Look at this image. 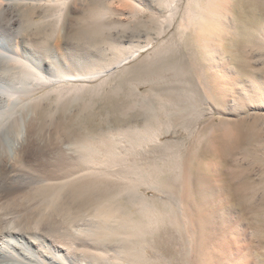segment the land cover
Listing matches in <instances>:
<instances>
[{"label":"bare ground","instance_id":"1","mask_svg":"<svg viewBox=\"0 0 264 264\" xmlns=\"http://www.w3.org/2000/svg\"><path fill=\"white\" fill-rule=\"evenodd\" d=\"M9 1L0 0V38H6V46L0 43V264H156L160 261L157 252L160 245L157 242H160L162 236L157 241L150 236L154 235L159 224L164 222V217L170 213L174 229L182 235L183 232L190 233L194 239L199 236L200 247L214 241L218 246L217 251L223 252L226 249L230 252L227 253L228 257L222 256V259L226 257L228 263L234 264L237 254H234L231 245L225 246L229 239L224 236L228 231L226 225L232 230L237 224H231L232 207L226 206L224 197L221 198V190L216 189L218 191L213 192L210 182L203 183V175L199 176L197 185L193 184L188 174L184 175L181 183L177 180L161 183L165 171L160 170L162 167H159L157 162L130 161L129 157L121 152L122 139L115 137V134L123 136L125 130L121 124L138 120L141 112L137 113L139 110H136V107L140 102L137 101L130 107L136 115H129V111L124 110L112 117L113 119L108 116L102 118L107 127L99 128L97 132H91L89 128L87 130L86 124L83 127V123L79 122L82 117L88 119L93 114L96 105L93 99L100 97L110 80L106 76L138 58L144 51L143 48L129 50L125 43H120L126 50H123L120 59L112 66L104 68L99 60L81 64L76 61V57H72L76 53L72 54V50L67 55H60V52L56 54L48 45L15 34L10 23L12 18L6 9ZM19 1L29 3L28 0ZM31 1L38 3L35 4L37 6L45 2ZM69 1L47 0L48 4H58L57 7L60 5L59 12L56 11L57 25L62 22V12ZM234 2L235 0H187L179 29L185 31L192 28L193 45L196 49L191 55L194 58L199 57L205 66L200 67L199 61L194 59L181 61L175 68L184 73V78L192 79L193 73L211 70V66L216 69V55L229 33L236 27L231 19ZM260 9L264 22V6ZM54 14L52 13L53 16ZM13 22L12 24H16L18 21ZM85 26L75 33L76 39L96 42L107 37L99 20ZM258 34V41L264 39V24L258 29ZM66 59L67 63L64 62ZM56 60L62 63L61 72H54L46 63ZM216 73L212 75L213 79ZM98 79L101 81L92 84ZM215 88L214 92L225 100L226 97L222 96L223 90L221 89V93L220 88ZM184 91H176V95L170 94L169 98L180 106V99L176 97H182ZM190 91L201 94L198 84L193 85ZM111 96L118 99L121 94L117 88H112L107 92V99ZM52 97L56 107L54 111H47L48 101H51ZM166 106V103L160 101L161 108ZM145 109L150 111L151 115L145 119L142 128L150 132L157 121L162 120L161 114L153 105ZM185 110L187 111L181 107L180 110L176 108L175 112L165 113L174 124L179 122L182 116L184 118ZM58 112L66 113V116L70 114L76 122L67 128L57 124L56 136L51 134L49 137L45 131L48 117L53 121ZM115 122L119 123L113 128ZM136 133L131 135L133 138L130 139L129 145L132 148L142 142L138 131ZM157 133L158 129L152 132L154 137ZM9 139L14 142L11 149ZM131 151L133 149H129L127 153L130 154ZM48 156L54 158V161L53 166L50 164L51 167L47 169ZM149 190L166 193V197H149ZM237 197L238 199L233 200L241 204L243 199ZM212 198L214 202H211ZM179 203L184 205V211L180 210L181 206L178 209ZM212 212L218 225L214 226V222L210 221V226L205 228L208 230L200 232L201 228L199 224H195V219H206V222L213 216ZM182 214L187 221L185 226L180 220L183 219ZM226 214L231 216L228 218ZM162 225L164 226L163 223ZM212 228L219 229L217 231L222 235L214 233ZM165 233L164 235H167ZM178 239L176 242L182 249L187 250L185 238L181 236ZM148 249H151L149 254ZM194 261H197L195 257L185 258V264H194Z\"/></svg>","mask_w":264,"mask_h":264},{"label":"rangeland","instance_id":"2","mask_svg":"<svg viewBox=\"0 0 264 264\" xmlns=\"http://www.w3.org/2000/svg\"><path fill=\"white\" fill-rule=\"evenodd\" d=\"M167 1L70 0L62 12V22L59 25L56 24L58 18L56 16L60 5L57 7L58 4H48L47 0L41 6L35 5L38 3L31 0H28L29 3L10 0V3L6 4V9L9 17L12 18L10 23L15 34L48 45L56 54L60 52V55L64 53L67 55L72 50V54L76 52L72 57H76V61L81 64L99 60L104 68L112 66L126 50L120 43H125V47L129 50L143 48L144 51L138 58L106 76L110 79L108 85L104 87L100 97L96 96L93 99L96 104L93 110L94 115L92 114L88 119L82 117L79 122L83 123V127L86 124L87 130L89 128L91 132H97L99 128L107 127V123H104L102 118L108 116L113 119L112 117L124 110L129 111V115H136L130 107L135 102H140L136 107V110H139L137 113L141 112L138 120L131 123L126 122L125 126L121 124L125 130L123 136L115 134V137L122 139L121 152L126 154L130 161L157 162L159 167H162L160 170L165 171L163 178H158V180L161 179V183H170L173 180L181 183L184 175L188 174L193 184L197 185L199 176L203 175V183L210 182L213 192L218 191L216 189L221 190V198L224 197L226 206L232 207V216H227V214L226 216L233 218L231 224L238 226L236 225V228L234 226L232 231L226 225V230L230 231L229 233L226 231L227 235L224 237L226 239L228 237L229 240L227 239V243H224L225 246L231 245L234 254H237L234 264H264V95H262L264 94V39L257 40L258 29L264 24L262 9H260L264 6V0H235L232 5L231 19L236 27L229 33L220 52L216 55V69L214 70L211 66V70L207 69L199 74L193 73L191 76L193 80L184 78V73H180L178 68H175L181 61L188 59L199 61L200 67L205 66L199 57L194 58L191 55V52L195 53L194 49H196L193 45L192 28H187L185 31L179 29L187 0ZM98 20L104 27L107 36L105 39L101 38L96 43L75 38V33L79 29L82 30L83 26L87 27L88 24L91 25ZM13 21L18 22L12 24ZM0 43L6 46V38H0ZM78 51L83 53L82 56ZM64 62L67 63L68 60ZM46 63L52 67L54 72H61L63 68L60 60L46 61ZM215 72H217L216 77L214 76L213 79L212 75ZM99 81L101 79L95 80L92 84H97ZM196 83L202 95L190 91L193 85H197ZM214 87L215 89L220 88V92L221 89L223 90L221 93L223 97H226L225 100L221 99L216 91L214 92ZM112 88L118 89L121 99L113 96L107 99V92ZM183 89L185 94L182 97L175 96L180 99V106H177L169 95H176L174 92ZM160 101L166 103L167 106L161 108ZM152 105L158 109L162 120H158L159 122L156 120V128L154 126L148 132L142 128V125L151 115L145 107ZM171 105L174 107H170ZM54 107L56 104L52 97L46 109L51 111ZM74 107L77 108L76 105ZM181 107L187 109L185 116L173 124L165 112H175L176 108L180 110ZM67 115L58 112L53 121L51 117H48L45 130L47 136L51 137V134L56 136L55 126L57 124L65 128L73 126L72 123L76 121L71 118L70 114ZM117 123L119 122L113 124V128L117 127ZM155 129H158L159 133L154 137L152 132ZM137 131L142 142L132 148L129 145L131 144L130 139L133 138L131 135L137 134ZM58 135H60V128ZM22 136H25L24 130ZM9 143L11 149L14 142L9 139ZM129 149H133L130 154L127 153ZM48 158L51 160L46 157L49 162L46 161V165L49 164L47 169L54 161V158L49 156ZM147 194L149 197H166V193L163 194L156 190H149ZM237 196L243 199L241 204L233 200L238 199ZM212 200L214 202L213 198L211 202ZM179 207L181 211L185 210L182 203H179L178 209ZM192 212L195 213V211ZM170 216H172L171 213L164 217V222H161L159 228L154 231V235L150 236L156 241L162 236L160 242H157L160 245L157 250L160 261L156 264H185L186 257H195L197 261H194V264H230L228 258L223 257L225 260L222 259V256L228 257L230 254L228 250L217 251L218 246L213 243L214 241L200 247L198 244L200 237L198 236V240V237L195 236L194 239L190 233L183 232L182 235L171 225L173 218L170 219ZM209 218L206 222V219H195V224H199L198 226L204 229H199L200 232L208 230L205 228L210 226V221L214 222L212 223L214 226L218 225L214 215ZM180 220L185 226L186 219L183 217ZM217 230L219 229L212 228V231L218 234ZM231 231L232 235H230ZM165 232L167 235H164ZM218 235L221 236V232ZM181 236L186 240L188 251L182 249L176 242ZM235 241L238 243L235 244ZM212 251L215 254H212ZM147 252L149 254L151 249ZM186 252L189 253L186 254Z\"/></svg>","mask_w":264,"mask_h":264}]
</instances>
